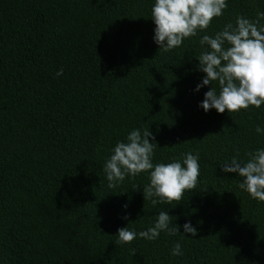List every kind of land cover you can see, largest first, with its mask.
I'll return each mask as SVG.
<instances>
[{"label": "trees", "instance_id": "16d2710c", "mask_svg": "<svg viewBox=\"0 0 264 264\" xmlns=\"http://www.w3.org/2000/svg\"><path fill=\"white\" fill-rule=\"evenodd\" d=\"M152 3L0 0V264H264V202L218 164L264 148V105L205 113L210 86L193 91L200 36L255 19L264 0H228L169 52L153 42ZM134 128L155 136L154 162L199 153L196 189L174 207L144 199V173L108 186L105 160ZM165 209L197 235L116 243L118 228L144 230Z\"/></svg>", "mask_w": 264, "mask_h": 264}, {"label": "clouds", "instance_id": "9594fccd", "mask_svg": "<svg viewBox=\"0 0 264 264\" xmlns=\"http://www.w3.org/2000/svg\"><path fill=\"white\" fill-rule=\"evenodd\" d=\"M227 7L228 0H153L150 12L155 25L153 42L163 52L181 47L186 39L206 33L213 19L222 17ZM261 21H264V11H258L255 19L238 15L234 23L228 22L221 30L200 36L201 51L195 55L196 71L204 75L193 91L210 86L197 105L205 113L212 109L217 113L226 110L233 113L264 105V23ZM61 75L63 69L57 72V76ZM213 82L218 87H214ZM255 133L264 136V127L258 124ZM153 141L155 136L149 128L132 129L110 149L103 172L109 187L117 186L126 177L147 174L149 182L143 185L144 199L150 200L153 207H174L186 191L196 189L200 156L198 152L189 151L168 162H154L158 144ZM246 157L241 158L237 153L218 161L220 171L235 173L241 178L239 188L252 199L264 202V148L251 150ZM173 202H176L174 206ZM123 207L126 209L127 205ZM123 219L128 220V215ZM162 232L169 236L183 233L195 237L198 228L190 220L183 225L173 223L172 215L165 209L158 211L144 230L130 228L128 223L118 228L116 243L130 244L136 239L155 241ZM170 254L183 255L180 242L175 243Z\"/></svg>", "mask_w": 264, "mask_h": 264}]
</instances>
